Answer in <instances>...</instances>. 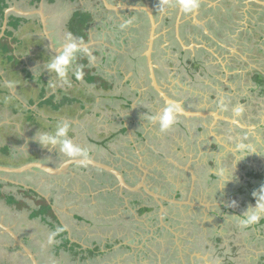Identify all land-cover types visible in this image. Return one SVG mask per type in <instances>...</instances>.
<instances>
[{
    "label": "crops",
    "instance_id": "obj_1",
    "mask_svg": "<svg viewBox=\"0 0 264 264\" xmlns=\"http://www.w3.org/2000/svg\"><path fill=\"white\" fill-rule=\"evenodd\" d=\"M143 1L150 5L152 0ZM6 3L11 9L8 22L11 16L19 22L17 28L6 26V31L12 32L13 52L0 48V167H5L0 168V264L31 263L17 238L38 264H169L165 260L159 263L154 249L145 244L153 236L170 238L168 249L182 255L179 264H264V219L244 228L234 220L250 204L255 206L251 193L264 184V116L242 107L244 117L238 118L239 126L227 123L224 129L221 120L226 118H214L204 121L198 133L186 120L171 132L161 133L146 116L159 113L164 105H150V94L145 95L144 104L138 103L146 91L141 83L150 77L147 71L136 74L132 55L125 54L123 46L106 35L99 0ZM121 3L142 4L140 0ZM80 12L92 15L88 55L82 65L84 77L76 81L70 73L71 87L51 88L47 84L50 74L34 77L33 69L58 55L54 47L68 34L78 37L72 21ZM260 39L264 37L260 35ZM162 78L159 76L158 82L166 87ZM210 78L208 75L204 83L213 85ZM97 79L106 85L98 86ZM228 79L229 75L223 82ZM9 83L13 87H8ZM31 89L40 92L33 94ZM234 90L222 92L225 105L224 98L235 95ZM244 90L248 92L246 107L253 109L254 101L264 97L254 82ZM226 107L221 111L223 116L237 120L233 114L236 106ZM61 120L70 125L69 138L88 148L91 159L128 173L134 165L138 173L129 176L130 183L143 180L148 189L161 195L162 204L143 189L136 192V198L124 195L119 186L111 184L110 173L71 162L56 148H42L32 139L39 129L54 132ZM176 133L183 135L179 142L174 138ZM66 162L64 171L57 175L39 168L24 173L12 170L31 163L59 168ZM232 173L238 180L226 183L235 179ZM155 174L164 175L166 182L181 177L182 183H174L175 195L156 188L152 183L158 179ZM11 198L14 203L9 202ZM42 200L51 205L55 218L38 214ZM233 201L235 207L231 206ZM143 207L150 210L143 211ZM168 210L184 217L183 225L191 226L188 231L197 230L199 240L178 234L174 227L177 220ZM114 225L124 227L117 252L108 243L107 232L99 234L100 238L94 233L101 241L93 232L87 233L88 228L106 231ZM50 234H55L52 244L47 242ZM114 251L119 255L117 261L111 260ZM217 256L221 257L218 262L214 261Z\"/></svg>",
    "mask_w": 264,
    "mask_h": 264
},
{
    "label": "flooded vegetation",
    "instance_id": "obj_2",
    "mask_svg": "<svg viewBox=\"0 0 264 264\" xmlns=\"http://www.w3.org/2000/svg\"><path fill=\"white\" fill-rule=\"evenodd\" d=\"M99 1L101 5L100 8L103 9L104 18L107 23L106 35H108L110 41L119 42V45L121 47L123 46L125 54L132 55V66L136 74H139L140 71H142V73L147 71L150 77L145 78V81L141 83L144 86L142 88L146 89V91H144L145 93H143V96L139 99V104H144L146 102L145 95L147 94L153 97H151L153 100L149 102L153 107L156 106L157 103L165 106L166 103L178 101L185 110L199 113L195 116L182 114L178 123L188 120L190 125L195 127L198 133L202 132V124L204 121L214 120V118H226V120H221L223 123L221 126L224 129L227 128V125H231V123L232 125H242L241 122L233 118V116L230 117L231 115L223 116V113H221L217 105L221 102L222 92H229V88L234 90L231 85L229 86L225 83L231 82V80L238 75L240 76L241 72H245L246 75L252 76L253 82L256 83L255 75L258 73L261 74V71L246 70L249 67L247 65L249 63L242 60L243 57L240 53L241 49L234 54L233 52L236 50L235 48L238 44L242 45L245 50H248L250 46L249 38L257 36V33L255 30V33L252 31L251 34H255V36H250L248 38L244 37L242 33L244 39L240 40V38L237 39L233 37L235 40L227 41L229 45L223 46L221 40L222 42H226V39L222 38L223 33L217 37L219 41L216 42L213 36L208 34L206 29L213 25L209 24L207 21H201V18L204 15H217L218 24L215 25L217 27L226 16L228 17V21H231V17H234V22H240L244 25L250 16V10L253 6H261V17H264L263 5L252 0H246L245 2L238 0H200L201 6L199 10L191 16H186L182 14L178 8L169 9L162 14L158 8L160 3L159 0H152L150 5H147L143 0H140L142 4L127 3L126 5L121 3L123 0H107L108 4L103 0ZM259 1L264 2V0ZM118 6L123 8L120 10L110 8ZM149 13L154 17L156 24V38L151 49L150 57L148 56V45L152 29V20ZM261 17L259 16V20H261ZM124 26L134 31L139 30L142 34V39H146V42L143 44L141 43L142 40L139 41L136 38H130L127 31L123 32L124 30H122V28ZM231 26L234 27L233 24ZM111 32L113 33L111 34ZM87 33L89 37L90 26L87 29ZM203 37L206 39H203ZM120 42H122V44ZM86 43H89V41ZM129 45H133V47L131 48ZM219 50L225 52L220 53L218 57L217 52ZM119 53L122 55L121 52ZM136 53L137 55L135 56ZM251 57L256 59L254 55H251ZM238 66L242 67V69L237 75L233 72H235L234 69ZM150 68H152L153 74ZM208 75L211 76L210 79H213V85L204 83ZM218 75H222V79H220ZM227 75H229L228 81L225 80V82H223ZM152 76L156 79V83L160 86L163 93L171 99L170 102L155 88L152 82ZM159 76L164 78L160 79V81L164 84L166 82V87L158 82ZM226 96L227 97L224 98L226 106L233 108L234 105L232 106V103L228 102L229 100H235V96ZM246 101L247 97L245 96L240 104H244ZM213 103L215 105L211 107ZM153 107H151L152 110ZM197 125L200 126L198 127ZM182 130L187 132L185 128H182L181 131ZM140 132L144 136V130L142 129ZM129 167L130 173L123 171L124 177L128 184L136 185L139 182L130 183L133 181L131 179L128 180V178L131 174H137L138 172L134 165ZM109 178L111 179V184L119 186L118 181L113 175L109 176ZM120 189L121 187L119 186L118 190ZM122 191L124 195L129 193L136 198V192L129 191L124 187Z\"/></svg>",
    "mask_w": 264,
    "mask_h": 264
},
{
    "label": "clouds",
    "instance_id": "obj_3",
    "mask_svg": "<svg viewBox=\"0 0 264 264\" xmlns=\"http://www.w3.org/2000/svg\"><path fill=\"white\" fill-rule=\"evenodd\" d=\"M200 0H160L158 8L163 14L169 9L178 8L180 12L186 16L195 14L200 8ZM58 51V55L51 56V59L44 63L42 67H36L33 69L34 77L41 76L43 72L50 74L48 85L51 88L57 86L64 87L72 86L69 74L74 76L76 81H81L84 77L83 66L78 65V58L88 55V50L84 47V41L78 37H73L68 34L65 37V41H62L58 46L54 47ZM43 69V71H41ZM8 87H13L11 83ZM218 108L222 111H226L227 107L223 101L218 103ZM242 107H236L233 110L235 116H239L242 113ZM184 108L182 104L177 102L166 103L159 113L146 116V119L150 123L158 125L161 133L171 132L175 125L178 123L179 118L182 116ZM145 118V117H144ZM70 125L67 122H57L55 131H41L40 129L35 133L32 138L40 147L45 149L56 148L68 160H78L81 164L87 165L91 162L89 149L82 147L80 144L74 142L69 138ZM240 159V158H238ZM223 176L224 173L222 172ZM235 179H228L229 181L238 180V178L232 173ZM255 200V206L251 204L247 207V210L239 216L234 217V220L242 228L252 226L262 219H264V184H261L258 189L253 190L251 193ZM231 206H236L235 201ZM54 235L48 236V244L54 242Z\"/></svg>",
    "mask_w": 264,
    "mask_h": 264
},
{
    "label": "rangeland",
    "instance_id": "obj_4",
    "mask_svg": "<svg viewBox=\"0 0 264 264\" xmlns=\"http://www.w3.org/2000/svg\"><path fill=\"white\" fill-rule=\"evenodd\" d=\"M238 1L245 2L246 0H238ZM260 7L261 6H253L252 7V9L250 10L251 13L249 14L250 16L248 15L249 18L246 20V23L244 25L242 23H240V22H237V23L234 22L233 21V20H235L234 17H231V21H228V17L226 16V17L223 18V20L220 22V25L217 27V26H215V25L218 24L217 15H209V16L204 15V16H202L201 21H207L209 24L213 25L211 27H207L206 29L208 31V34L213 36V38H214V40L216 42L219 41L217 37H219L220 34L223 33L222 38L226 39V42H222V40H221V44L223 46L224 45H227V46L229 45V42L227 43V41L235 40L233 37H236L237 39L240 38V40H241V39H244V37L248 38L250 36H253L254 34H251L252 31L254 33L256 31V33H257L256 35L257 36L252 38V42H251V37L249 38V45H250L249 49L245 50V48H243L242 45L238 44L236 46V48H235L236 50H234L233 54L235 52H239V49H241L240 53H241V55L243 57V58L241 57L242 60L244 62H248L249 63V64H247L249 67L246 70L256 69L258 71H263L264 72V39H260V41H259V36L260 35H262L264 37V17H261L262 11H261ZM243 9H245V8H243ZM259 16L261 17V20H259L260 19ZM222 24H223V26H222ZM232 24H233L234 27L231 26ZM122 30H124L123 32L127 31V34L129 35L130 38H132V39L136 38L139 41L142 40L141 43H143V44L146 42V39H144V40L142 39V34H141V32L139 30L134 31V30H132V29L126 27V26H124L122 28ZM112 33L113 32H111V34ZM242 33H243L244 37L242 36ZM203 39H206V38L203 37ZM255 40H257V41H255ZM208 44H210V43H208ZM129 47L132 48L133 45H129ZM252 47H253V50H252ZM222 51L223 50H219L217 52L218 57L220 56V53H224L225 52V51L224 52H222ZM251 55H254L256 57V59L252 58ZM220 61L222 62L221 58H220ZM241 69H242V67L238 66L237 68L234 69V71L238 75L241 72L240 71ZM246 72H248V71H246ZM25 74H26V72H25ZM252 82H253L252 76L246 75L245 72H241L240 76L238 75V76H236V78L232 79L231 82H229V83H230L231 87H233L235 89V91H236L235 95H233V94L231 95V96H235V100H229L228 103H232V106L233 105L236 106V107L237 106H241L243 108L251 109L253 115L264 116V103H262V101L264 100V97H260L259 96L258 99H256L254 101V103L252 104L253 109H252L251 106L250 107H246L245 104L244 105L240 104L241 100H243L245 98V96L247 97L246 94H248V92L246 93V91L244 90L245 86H249ZM31 92L33 94H37L40 91L38 90V91L34 92V89H31ZM213 105H215V104L213 103L211 105V107ZM250 115L251 114L249 113V114H247L245 116H250ZM29 116L32 117L31 115H29ZM235 117L237 118V120H238V118H243L244 117V109H243L242 113L239 116H235ZM182 136L183 135L181 133H176V135H174V138L177 139L178 141H176V140H174V141L179 142L181 140ZM4 151L7 152L6 150H4ZM155 175L158 177V179H155L154 181H152V183L154 185H156V188L157 187L159 189L162 188L163 190H165L168 193V195H170V194L175 195V191H176L175 187H177V186L174 185V183H179V182L182 183L181 177L180 176H176L174 181L166 182L165 179H164V175H161V176L158 175V174H155ZM183 181H184V178H183ZM180 188L181 187H179V189ZM9 202L10 203H14L15 199L12 200V198H11L9 200ZM19 205L24 206L25 204L24 203H20ZM168 211H169L170 215H172V213H173V215L175 216V218L177 220L175 222V226L174 227L177 230L178 234H180L182 237H187L188 239L199 240V238H197V237H198V235L200 236V234H199V232H197V230L194 229V230L188 231L187 228L191 227V226L188 225L187 228H186V226L183 225L184 224L183 221H185L184 217L176 216V212L175 211L174 212H171V210H168ZM77 219H79V218H77ZM157 225L158 224L156 222V226ZM127 228H129V227L127 226ZM122 231H124V227L123 226L118 227V225H114L113 227L112 226L108 227V229L106 231H105V229H102V228H98L97 230L93 229L92 231H89V228H88L87 233L88 232H93L92 234L94 235V237H96L95 236V234H96L100 238V235L103 236L107 232V234L109 235V238L111 240L108 243L111 244L112 247L114 246L113 248L116 249L115 251L117 252V249L119 247L118 244L120 243L119 242V237L123 234ZM125 233L128 234V232H125ZM129 233L132 234L133 232H131V230H129ZM167 237L168 236H166V237L153 236L152 238L148 237L147 240H146L147 243H145V244L154 249V254H155L154 257H157V260H159V263L161 262V260H165L169 264H171L172 262H175V264H179L177 262V260H179L182 257V255L176 254V253L172 254L173 251L168 249V247L170 246V242H169L170 238H167ZM99 238H97V239L99 241H101ZM150 238H151V240H150ZM200 241H201V239H200ZM108 243H107V245H108ZM181 244L185 245L184 243H181ZM185 246H187V245H185ZM190 246H192V245H190ZM210 247L212 249L214 248V246L212 244H210ZM115 251H114L113 254H111V260L112 261H117L118 257H119V255L116 254ZM122 252H121V254H122ZM207 255H210V253H207ZM220 259H221V257L217 256V257L214 258V261L218 262V261H220ZM186 264H187V262H186ZM216 264H218V263H216Z\"/></svg>",
    "mask_w": 264,
    "mask_h": 264
},
{
    "label": "water",
    "instance_id": "obj_5",
    "mask_svg": "<svg viewBox=\"0 0 264 264\" xmlns=\"http://www.w3.org/2000/svg\"><path fill=\"white\" fill-rule=\"evenodd\" d=\"M103 1H105V3L108 4L107 0H103ZM252 1H255V2L264 6V2H261L259 0H252ZM110 8L120 10L123 7L118 6V7H110ZM10 10L11 9L9 8L5 11L4 24L1 28L0 40L5 36L6 26L8 23V17H9L10 12H11ZM150 15H151V20H152V29H151V35H150L149 45H148L149 46V49H148V56L149 57H150V53H151V49H152L154 40L156 38V34H155V25L156 24H155L154 17L152 16V14H150ZM88 45H89V43H86V44H84V47H86L88 49ZM150 69L152 71V68H150ZM152 74H153V71H152ZM151 78H152V82H153V85L155 86V88L161 93V95L163 97H165L167 99V101L170 102L171 99L168 98L167 95H165L163 93V91L160 89V86L156 83V79L154 78V76H152ZM183 114L189 115V116H195L199 113L187 111L184 109ZM71 162L79 163L78 160H76V161L72 160ZM68 163L69 162H66L65 164H63L59 168H53L51 166H48L47 164H42V163H31V164H28V165L23 166L21 168H16V169H12V170H14L15 173H24V172H28V171L32 170L33 168H39L43 171L49 172L50 174L57 175L58 173H61L62 171H64V169L68 165ZM88 165L98 167V168L102 169L103 171L108 172L111 175H113L116 178V180L118 181V185L121 187V189H123V187H125V188H127V190L132 191V192H141V189H143V190H145V192L148 195L154 197L155 199H157L160 202V204H162V201L160 200V199H162L161 195L158 193H154L153 190H151L150 188L148 189V185L146 183H144L143 180H141L136 185L128 184V182L126 181V179L124 177L125 175H124L123 171L119 170L117 167H115L111 164L109 165V164H105L103 162H99V161L91 159V162L88 163ZM0 168L5 169V167H0ZM0 171H2V170H0ZM175 200H177V199H175ZM15 241L19 242V246L23 250V253L26 254L28 256L29 260L31 261L30 264H38L34 254L31 252V250L23 242H21L18 238Z\"/></svg>",
    "mask_w": 264,
    "mask_h": 264
},
{
    "label": "trees",
    "instance_id": "obj_6",
    "mask_svg": "<svg viewBox=\"0 0 264 264\" xmlns=\"http://www.w3.org/2000/svg\"><path fill=\"white\" fill-rule=\"evenodd\" d=\"M7 8H8V4L6 3V0H0V23L4 21L5 11ZM90 21H92V15L89 13H81V12L72 21V23L76 27L72 29L73 33L78 35V38L82 39L84 43L88 40L87 29L91 25ZM18 22H19L18 18L11 16L9 18L8 26L17 28ZM0 32H1V27H0ZM11 37H12V32L7 30L5 36L0 40V48H2L3 51L5 52H13L14 50L13 47L14 41L13 39H11ZM79 62L81 65L84 66L86 64V58L85 57H81V59L78 58L77 63L79 64ZM255 81L257 87L261 89L262 94H264V76L258 73L257 75H255ZM96 83L98 84V86L102 84L106 85V83L101 79H97ZM142 209L143 211L150 210L148 207H143ZM38 214L51 216L52 218H55L51 205L45 200H42V202L39 204Z\"/></svg>",
    "mask_w": 264,
    "mask_h": 264
}]
</instances>
